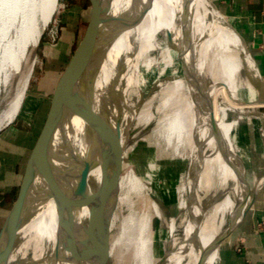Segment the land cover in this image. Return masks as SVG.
<instances>
[{"label": "bare ground", "instance_id": "obj_1", "mask_svg": "<svg viewBox=\"0 0 264 264\" xmlns=\"http://www.w3.org/2000/svg\"><path fill=\"white\" fill-rule=\"evenodd\" d=\"M105 1L114 17L104 65L109 68L89 75L97 80L94 93L81 115L65 122L42 162V186L25 219L29 234L21 237L8 264H80L81 256L89 264L109 259L122 264L125 253L132 264H223V238L253 206L238 170L237 130L242 122L256 124L264 137L261 68L212 0H201L204 7L197 0H140L147 14L134 29L128 28L134 14L130 0ZM58 2L0 0V130L20 112L33 68L32 63L25 71L24 65ZM97 2L95 39L87 53L107 30L102 29L104 0ZM14 76L19 77L12 91ZM62 95L69 97L68 90ZM103 135L109 136L108 143L93 153L103 150L111 157L104 172L117 174L140 139L180 159L184 171L172 217L156 199L153 213L135 209L134 198L147 187L134 168L118 173L106 189L112 188L104 220L106 231L115 226L117 231L109 248L97 255L93 231L85 226L90 196L102 174L96 173L100 162L89 161L86 150ZM253 174L251 183L259 187L262 180ZM153 218L170 231L162 251L154 245ZM68 223L79 249L69 247Z\"/></svg>", "mask_w": 264, "mask_h": 264}, {"label": "rangeland", "instance_id": "obj_2", "mask_svg": "<svg viewBox=\"0 0 264 264\" xmlns=\"http://www.w3.org/2000/svg\"><path fill=\"white\" fill-rule=\"evenodd\" d=\"M212 1L219 12L223 14V18L242 36L255 57L249 42L248 27L251 21L248 15L222 0ZM197 2H202L204 7V1L197 0ZM58 3L56 13L43 31L38 46L31 48L29 59L24 65L25 71L32 63L33 68L20 112L5 127L6 132L0 136V231L8 210L16 199L19 190V177L46 119L58 79L72 57L77 54L80 38L85 35L91 24L95 0H59ZM260 76L259 84L262 90L264 67L260 70ZM18 77L14 76L10 86L12 91L15 89ZM237 136L239 174L247 187V193L249 192L250 195L256 193L260 196L258 195L257 200L255 199L256 202L254 201L252 209L248 211L246 217L222 240L220 249L222 260L224 258L223 264H233L231 257L234 253L245 255L248 251L256 250L254 237L264 234V137L258 125L248 126L243 122L237 130ZM108 137V135H103L99 139L93 140L86 150L89 161L96 164L100 162L96 173L102 174L111 159L103 154V150H100L98 154L93 153L98 148H104L109 141ZM123 143L126 144L127 141L125 140ZM54 144H56V139ZM181 162L178 158H171L168 152L161 153L158 147L150 146L144 140H138L127 152L124 165L118 172L124 174L134 168L147 187L145 194L137 195L134 198L135 209L153 213L152 201L156 199L160 201L162 208L169 216L172 217L176 214L177 209L174 206L178 201L177 187L184 171ZM238 170L234 171L237 177H239ZM254 171L262 180L259 187L251 183ZM100 176L102 181L103 176ZM40 188L39 183L36 184V189ZM102 191V188L97 187L92 193L94 206H88L89 220L86 222V227L90 231L93 230L92 235L97 241L98 249L100 248L103 252L109 248L117 227L115 226L111 231H106L104 227L108 207L101 203ZM94 214L98 216L93 217ZM126 214L127 210L122 208L121 215ZM153 219L154 245L156 251H159L160 247H162V251L166 246L168 247L170 231L163 223ZM26 234L29 233L24 231L22 239L27 237ZM105 237L106 241H104ZM122 259V264H132L129 253H125ZM244 263L248 264L246 261ZM105 264L114 263L109 259Z\"/></svg>", "mask_w": 264, "mask_h": 264}, {"label": "water", "instance_id": "obj_3", "mask_svg": "<svg viewBox=\"0 0 264 264\" xmlns=\"http://www.w3.org/2000/svg\"><path fill=\"white\" fill-rule=\"evenodd\" d=\"M97 3V0H95L91 24L85 35L80 38L76 51L77 54L72 57L70 63L58 79L52 94L46 119L28 158L16 199L14 200L0 231V264H8L10 255L18 247V243L22 237V234L24 233V227L26 226L25 219L28 209L35 193L38 191L36 189V184L39 183V185L42 186L39 180L41 164L54 147V140L56 139L57 133H62L64 131L65 122H73V120L81 115L90 95L94 93V87L97 80L96 78L88 79L89 75L93 72L102 70L104 67L107 69L109 68L104 65L106 60V49L110 41L108 36L114 25V17L113 15H110L108 1L104 0L103 2L105 14L103 15L102 29L106 30L107 27V30L104 33V39L100 41L93 51L87 53V48L93 43L95 39L94 22L96 19ZM129 4L134 14L128 23V28L134 29L144 20L147 10L140 0H130ZM121 60H123L122 54L120 55L118 61ZM64 89L68 90L69 97L67 98L63 97L62 95ZM261 112H264L263 107ZM2 130H0V132ZM114 172L111 173V171H107L102 173L103 179L100 182L99 187L103 190L101 203L104 205L106 204V201L112 190V188L106 190L107 186H111V184L113 185V182H115L118 175V173L116 174ZM256 196V193H252V204L254 203ZM90 197L91 198L89 200L88 206H94L92 193ZM81 202L82 197H80V203ZM97 216V214H94L93 217ZM234 228H232L226 234V236L230 234ZM88 231L92 232L93 230L90 231L88 229ZM68 235L70 243L69 247L72 248L73 244H76L77 246L78 241L76 240L74 231L70 227L69 223ZM226 236L224 238H226ZM103 252L99 248L97 250V255ZM81 257L83 260L80 264H89L85 256Z\"/></svg>", "mask_w": 264, "mask_h": 264}, {"label": "crops", "instance_id": "obj_4", "mask_svg": "<svg viewBox=\"0 0 264 264\" xmlns=\"http://www.w3.org/2000/svg\"><path fill=\"white\" fill-rule=\"evenodd\" d=\"M222 2H227L231 7H237L238 10L243 11L242 13L248 15V18L251 21L248 27V35L250 39L249 42L254 51L255 59L262 70V68L264 67V0H222ZM5 132L6 128H4L0 132V136ZM27 161L24 165L22 174L19 177V186L26 168ZM258 195L256 196V200L260 196ZM11 207L9 208L8 213ZM5 219L3 221V224L5 222ZM254 238L256 240V250L248 251L245 255L234 253L233 257H231L233 264H235V262L237 261V264H245L244 261H246V263L248 264H264V234L256 236ZM222 261H224V258Z\"/></svg>", "mask_w": 264, "mask_h": 264}]
</instances>
